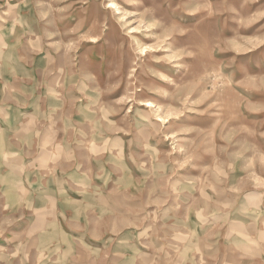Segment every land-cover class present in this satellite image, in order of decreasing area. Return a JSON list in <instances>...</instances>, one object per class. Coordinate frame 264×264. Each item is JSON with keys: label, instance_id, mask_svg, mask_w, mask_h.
Returning a JSON list of instances; mask_svg holds the SVG:
<instances>
[{"label": "rangeland", "instance_id": "rangeland-1", "mask_svg": "<svg viewBox=\"0 0 264 264\" xmlns=\"http://www.w3.org/2000/svg\"><path fill=\"white\" fill-rule=\"evenodd\" d=\"M0 264H264V0H0Z\"/></svg>", "mask_w": 264, "mask_h": 264}, {"label": "bare ground", "instance_id": "bare-ground-1", "mask_svg": "<svg viewBox=\"0 0 264 264\" xmlns=\"http://www.w3.org/2000/svg\"><path fill=\"white\" fill-rule=\"evenodd\" d=\"M112 6H114V3L110 1L109 4H108V7H112ZM148 106H150V103H148Z\"/></svg>", "mask_w": 264, "mask_h": 264}]
</instances>
